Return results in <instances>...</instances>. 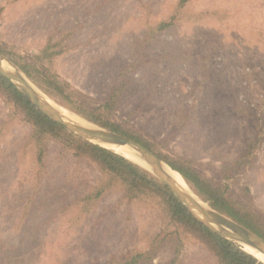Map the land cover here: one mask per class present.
<instances>
[{
  "label": "rangeland",
  "instance_id": "obj_1",
  "mask_svg": "<svg viewBox=\"0 0 264 264\" xmlns=\"http://www.w3.org/2000/svg\"><path fill=\"white\" fill-rule=\"evenodd\" d=\"M177 4L0 0V36L30 55L50 34L69 33L57 69L95 93L107 89L122 63L134 61L137 72L123 108H137L135 128L172 133L169 151L189 156L209 176L239 154L248 137L258 136L256 161L244 168L239 184L250 185L264 210V0H191L173 28L147 32L149 23L169 17ZM29 131L0 95V264H103L111 255L147 246L161 224L149 208L131 212L133 220L112 217L103 206L113 196L89 214L62 211L69 198L88 188L79 179L90 174L61 165L52 148L44 180L37 182L33 153L25 146ZM168 255L161 251L154 264ZM213 262L207 252L187 246L184 264Z\"/></svg>",
  "mask_w": 264,
  "mask_h": 264
},
{
  "label": "trees",
  "instance_id": "obj_2",
  "mask_svg": "<svg viewBox=\"0 0 264 264\" xmlns=\"http://www.w3.org/2000/svg\"><path fill=\"white\" fill-rule=\"evenodd\" d=\"M190 1L178 0L174 13L153 25L149 23L147 32L159 33L173 28L183 15L182 7ZM3 11L0 6V18ZM63 35L50 34L39 52L30 55L8 46L0 36V52L20 66L48 96L83 118L144 144L179 172L203 201L264 238V210L256 205L250 185L239 184L244 168L252 167L256 161L261 138L248 137L243 150L232 160L222 162L215 176L205 174L189 156L169 151V144L174 140L172 133L150 135L135 128L133 118L137 108L127 112L123 108L137 72L134 61L127 60L119 66L113 82L104 92L85 91L64 76L55 64L68 47L69 33ZM0 95L9 107V114L20 117L30 126L25 146L32 150V169L37 182L41 184L44 180L51 164L52 148L59 153L61 165L74 166V172L76 169L84 176L90 174L79 179L88 182V188L69 198L62 211L74 208L77 217L89 214L97 211L104 200L115 196V200L103 206V211L112 217L125 215L127 220H133L131 212H145L148 208L158 215L161 224L151 234L145 248L132 247L124 254L111 255L103 264H154L161 251L169 255L159 264H184L187 246L207 252L213 264H264L241 244L222 237L200 222L169 186L148 169L120 153L72 134L35 107L2 76ZM161 129L169 131L163 125Z\"/></svg>",
  "mask_w": 264,
  "mask_h": 264
},
{
  "label": "water",
  "instance_id": "obj_3",
  "mask_svg": "<svg viewBox=\"0 0 264 264\" xmlns=\"http://www.w3.org/2000/svg\"><path fill=\"white\" fill-rule=\"evenodd\" d=\"M0 76L13 84L35 107H37L52 120L63 125L72 134L108 149L110 148L106 145L110 144L117 146H126L132 149L136 153V155L145 164H147L148 167L143 165L142 166L148 169L166 185H168L169 188L180 199V201L200 222L205 224L208 228L218 233L222 237L237 242L241 245L247 244L264 254L263 237L247 228L246 226L240 224L236 220L232 219L228 215L211 207L195 192H193V194H195V196H193L188 191H184L182 188H180L165 169L166 166H170L144 144L134 139L128 138L120 133L112 131L106 127H103L97 123H94L90 120H87L82 116H79L68 110L66 107L62 106L47 94H45L41 89H39L28 78V76L20 68V66H18L8 56L1 52ZM55 104L78 116L84 124L64 117V115L55 106Z\"/></svg>",
  "mask_w": 264,
  "mask_h": 264
},
{
  "label": "bare ground",
  "instance_id": "obj_4",
  "mask_svg": "<svg viewBox=\"0 0 264 264\" xmlns=\"http://www.w3.org/2000/svg\"><path fill=\"white\" fill-rule=\"evenodd\" d=\"M5 67H7V66H5ZM55 106L60 110V112L64 115V117H66L68 119H72L73 121H76L78 123L84 124L83 121L80 120V118L78 116L70 113L68 110L62 109L61 107H59L56 104H55ZM106 146H108L110 149L114 150L115 152L120 153V154L124 155L125 157H128L129 159L139 163L140 165L147 166V164H145L136 155V153L132 149H130L129 147L117 146V145H113V144L106 145ZM165 169L180 188H182L184 191L185 190L188 191L193 196H195V194H193L189 185L186 183V181L184 180V178L181 176V174L179 172L175 171L174 169H172L168 166H166ZM242 245H243V248L245 250H247V252L252 253L255 257H257L259 260L264 262V254L263 253L257 251L256 249H254L253 247H251L247 244H242Z\"/></svg>",
  "mask_w": 264,
  "mask_h": 264
}]
</instances>
